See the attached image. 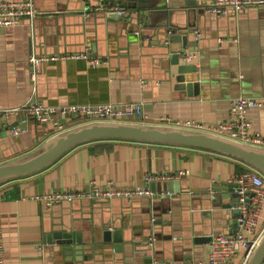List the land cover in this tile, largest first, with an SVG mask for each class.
<instances>
[{
    "label": "crops",
    "instance_id": "crops-1",
    "mask_svg": "<svg viewBox=\"0 0 264 264\" xmlns=\"http://www.w3.org/2000/svg\"><path fill=\"white\" fill-rule=\"evenodd\" d=\"M33 1L40 11L36 17L0 28V109L28 100L50 106L138 102L147 116L132 122L173 125L192 119L214 124L228 119L230 101L236 97L264 100V5L222 15L197 5L191 12L199 37L194 31L182 32L189 36L187 52L194 53L191 62L198 65L200 89L189 95L187 89L176 87L170 52L162 53L140 33L132 40L122 30V21L109 16L112 12H92L102 0ZM189 8L183 6L184 13L177 17L182 25ZM79 52L101 62L74 57L45 62L37 81L31 79L32 54ZM249 118L252 132L264 136V104L252 108ZM14 125L25 131L12 134ZM53 134L50 125L37 122L24 109L1 114L0 163L36 151ZM251 170L255 169L234 157L189 146L120 139L78 144L45 169L0 183V264H201L210 241L197 243V237L237 229L231 210L212 202L213 185L238 184V175ZM164 180L172 181L174 188L181 181L182 192L166 197ZM110 183L119 189L148 188L152 194L76 198L51 207L35 198ZM104 223L122 229L121 251L103 244L83 252L88 255L84 258L75 250L68 255L55 240L46 239L48 233L61 230L86 237ZM263 225L264 209L259 226ZM243 263L242 254L234 258V264Z\"/></svg>",
    "mask_w": 264,
    "mask_h": 264
},
{
    "label": "water",
    "instance_id": "water-1",
    "mask_svg": "<svg viewBox=\"0 0 264 264\" xmlns=\"http://www.w3.org/2000/svg\"><path fill=\"white\" fill-rule=\"evenodd\" d=\"M115 1L122 2L126 7V12L123 15L110 13L109 16L118 17V20L122 21V30L130 34L132 40H138L140 33L142 40L151 39L150 41L157 45L162 53L170 52V65L175 66L172 75L176 80V87L180 90L187 89L189 95L197 94L200 89L198 65L193 62H184L181 57L187 52L189 44V36L185 32H193L196 29V25L190 18L191 12L196 10L197 5L206 6L208 0H102L100 2L108 4ZM87 4L90 5V3ZM185 5H189L191 8L185 10L188 21L182 25L177 21V17L184 13L182 7ZM183 30L185 32H182ZM179 42L181 44L177 47L176 43ZM193 87L195 90L192 91ZM100 139L142 141L206 149L244 161L264 175V146L174 124L89 121L53 134L36 151L24 157L0 163V183L36 173L57 161L74 146ZM180 183L181 181H177L174 188L172 181L164 180L162 190L165 192V196L175 197L176 193H181ZM155 184L152 186L153 190H156ZM240 189L241 187L237 183L230 182L222 186L217 183L213 185L211 192L213 203L222 204L223 208L231 210L233 221L237 227L238 218L241 216L239 206L242 203V197L246 196L244 202L248 204L254 195L253 192L248 191L242 194ZM105 199L110 198L95 200ZM223 199H228V201L223 203ZM100 227L101 230L94 229L86 237H83L80 232L61 230L48 233L46 239L48 243L55 240L56 244L68 255H71L75 250L84 258H87L88 255L83 252L88 251L91 247L102 248L103 244L106 249L121 251L125 246L122 229L113 230L110 223H104ZM195 240L197 243L207 242L211 240V235L197 237ZM155 264H171V262L160 261ZM245 264H264V232Z\"/></svg>",
    "mask_w": 264,
    "mask_h": 264
},
{
    "label": "built area",
    "instance_id": "built-area-1",
    "mask_svg": "<svg viewBox=\"0 0 264 264\" xmlns=\"http://www.w3.org/2000/svg\"><path fill=\"white\" fill-rule=\"evenodd\" d=\"M106 5V6H105ZM99 2L93 11H107L117 15H123L126 9L120 4H105ZM264 5V0H208L205 10L209 13L222 15L230 9L242 10L252 6ZM40 11L35 7L33 0H0V28L14 26L21 23L24 17L33 19ZM90 13L86 12L85 15ZM196 38L199 31L194 30ZM70 57L83 58L90 64H99L98 58H92L87 52L62 55H37L30 56L31 71L30 77L37 81L43 63ZM194 58L193 52H186L181 59L184 62H191ZM264 100H259L249 96H239L230 101V114L227 120L214 124H208L192 119L177 120L174 124L194 129L209 131L231 139L264 146V136L257 132H252L253 124L249 118L252 108L263 105ZM26 110L37 122L51 126L53 133L64 131L75 125V123H85L89 121H131L139 118L146 119L141 103H99V104H73L63 106H50L42 102L28 100L14 108L0 109V115H11L19 110ZM77 119V120H75ZM25 131L23 126L14 125L11 132L19 135ZM153 179V177H149ZM237 182L240 185V193L253 192L252 201L248 204L244 202L245 195L240 204L241 216L238 218L237 229L228 233H212L210 248L206 262L201 264H234V258L242 254L245 264L249 256L255 249L258 240L264 232V225L260 227L264 209V175L257 171H246L238 175ZM152 194L148 188L119 189L113 184L105 188L92 186L80 191L56 190L44 194H37L35 198L43 201L51 207L64 200L71 201L76 198H112L115 196H127ZM152 244V241L150 242ZM1 253V245H0Z\"/></svg>",
    "mask_w": 264,
    "mask_h": 264
}]
</instances>
